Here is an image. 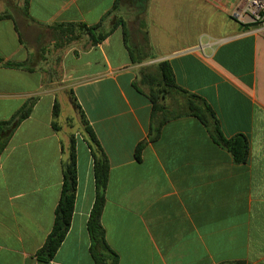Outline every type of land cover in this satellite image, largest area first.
<instances>
[{
	"label": "crops",
	"instance_id": "obj_1",
	"mask_svg": "<svg viewBox=\"0 0 264 264\" xmlns=\"http://www.w3.org/2000/svg\"><path fill=\"white\" fill-rule=\"evenodd\" d=\"M115 2L29 0L26 9L25 0L0 1V14L12 16L0 20V121L37 99L1 158L0 264H38L72 145L75 208L51 264H95L87 228L94 157L84 119L110 165L102 221L119 264H264V36L232 19L243 0H140L145 20L133 34L126 25V42L123 26L114 28L122 0L101 26L112 31L102 42L82 33L64 51L43 45L50 27L98 25ZM164 62L187 93L177 97H201L224 137L249 139L247 163L236 164L190 115L171 119L150 141L153 103L142 71ZM64 92L81 108L80 126L67 119L66 131L58 121Z\"/></svg>",
	"mask_w": 264,
	"mask_h": 264
},
{
	"label": "trees",
	"instance_id": "obj_2",
	"mask_svg": "<svg viewBox=\"0 0 264 264\" xmlns=\"http://www.w3.org/2000/svg\"><path fill=\"white\" fill-rule=\"evenodd\" d=\"M122 0H116L113 8L103 17L101 23L94 26L85 24L79 25H56L50 27V31L54 35L53 46L55 51H64L72 44L73 41L80 38L82 35H87L93 41V44L102 42L112 31L108 33L102 32L101 26L105 20L118 13ZM29 0H25V8L27 9ZM9 13L0 14V20L11 19ZM122 25L124 32L126 31V23L120 17L114 28ZM81 31V33H79ZM125 40L127 42V33L125 32ZM148 41V39H147ZM45 51V50H44ZM57 64L61 62V56L56 58ZM0 63L3 61L0 59ZM8 66L20 67V64H5ZM156 72L142 71V82L150 87L149 97L153 103L152 125L150 128L149 139L155 142L160 137L163 125L174 118H179L183 115L197 117L202 123L211 130L212 137L216 143L226 149L233 157L236 164H245L249 161L250 142L249 139L242 134L235 135L227 139L221 132L219 122L212 108L207 102L199 96L187 95V102L183 111H171L163 103L168 96L174 92L183 91L175 82L172 69L169 64L161 63L157 66ZM37 102L36 98L30 99L25 105L15 113L10 119L0 121V164L1 158L8 147L13 135L18 127L28 119ZM75 108L81 111L80 106L73 99ZM59 105L55 104L54 117L59 115ZM83 119V118H82ZM85 132L88 137V143L92 149L94 157V175L96 185V199L91 210L87 223L88 232L91 239V254L95 264H119V256L109 245L106 237V230L103 225V212L106 204V192L108 189L110 165L106 154L104 153L101 144L95 133L88 126L84 119ZM146 143L138 145L136 156L138 160L141 158V153ZM63 185L59 204L55 212V221L53 228L48 235L43 247L37 252L38 264H51L56 253L64 242L66 235L71 227L72 217L76 202L77 192V165L75 147L70 148L69 157L63 165Z\"/></svg>",
	"mask_w": 264,
	"mask_h": 264
},
{
	"label": "rangeland",
	"instance_id": "obj_3",
	"mask_svg": "<svg viewBox=\"0 0 264 264\" xmlns=\"http://www.w3.org/2000/svg\"><path fill=\"white\" fill-rule=\"evenodd\" d=\"M0 1H5L6 4H8L13 0ZM139 2L140 0H127L125 5H123V10L119 11L118 13V17L125 21L132 34L137 30V28L140 27V24L145 20L144 5L139 4ZM45 32L46 33L44 35L43 45L50 44L49 46H51L55 37L50 30H46ZM53 54L55 53L52 52L51 55ZM168 97L169 100L166 102V105L168 106V108H170V110L183 111L185 109V102L188 99L187 96H185V101L182 98L177 97L173 92ZM58 100L62 107V115L58 120L59 123L65 128V122L68 119L74 126L73 129L78 128L80 126L79 116L72 103L69 101V94L65 92L61 93L58 97ZM66 130L67 128H65V131Z\"/></svg>",
	"mask_w": 264,
	"mask_h": 264
},
{
	"label": "built area",
	"instance_id": "obj_4",
	"mask_svg": "<svg viewBox=\"0 0 264 264\" xmlns=\"http://www.w3.org/2000/svg\"><path fill=\"white\" fill-rule=\"evenodd\" d=\"M231 17L252 32L264 36V0H243Z\"/></svg>",
	"mask_w": 264,
	"mask_h": 264
}]
</instances>
